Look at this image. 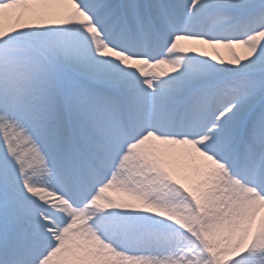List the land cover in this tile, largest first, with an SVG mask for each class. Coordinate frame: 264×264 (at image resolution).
Masks as SVG:
<instances>
[{
  "label": "snow or ice",
  "instance_id": "snow-or-ice-1",
  "mask_svg": "<svg viewBox=\"0 0 264 264\" xmlns=\"http://www.w3.org/2000/svg\"><path fill=\"white\" fill-rule=\"evenodd\" d=\"M0 264H264V0H0Z\"/></svg>",
  "mask_w": 264,
  "mask_h": 264
},
{
  "label": "bare ground",
  "instance_id": "bare-ground-1",
  "mask_svg": "<svg viewBox=\"0 0 264 264\" xmlns=\"http://www.w3.org/2000/svg\"><path fill=\"white\" fill-rule=\"evenodd\" d=\"M223 51V50H222ZM225 58H227V54H226V52H225ZM113 195H116V194H113Z\"/></svg>",
  "mask_w": 264,
  "mask_h": 264
}]
</instances>
